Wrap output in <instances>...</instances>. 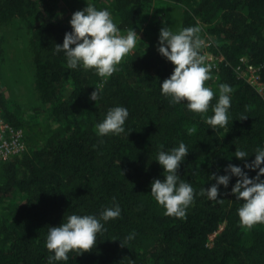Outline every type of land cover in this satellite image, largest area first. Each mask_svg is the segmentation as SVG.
Here are the masks:
<instances>
[{"label":"trees","instance_id":"trees-1","mask_svg":"<svg viewBox=\"0 0 264 264\" xmlns=\"http://www.w3.org/2000/svg\"><path fill=\"white\" fill-rule=\"evenodd\" d=\"M155 1L0 0V32L16 19L29 28L33 88L46 112L39 141L0 163V264H48L47 226L71 212L98 213L113 196L121 215L106 223L90 250L70 252L67 262L56 264H264V223L248 228L240 222L241 201L230 192L237 177L219 186L222 202L196 195L185 218L165 215L149 192L152 179H163L154 160L160 146L185 142L189 152L177 171L199 192L215 182L211 173L224 174L228 163L243 169L244 159L254 158L237 159L236 148L251 153L264 144V94L236 72L244 58L258 68L264 88V0ZM89 2L107 8L121 31L131 26L142 40L107 79L92 69H68L63 53L53 54L71 30L72 12ZM170 6L179 9L177 25L170 23ZM162 22L173 30L199 22L207 39L203 54L222 57L216 66L206 61L211 77L204 83L214 92L213 103L219 83L233 88L228 132L209 128L201 114L161 94L159 83L174 67L156 50ZM4 43L0 34V70ZM94 88L101 90L95 102L89 99ZM117 104L128 109L125 133L97 135L96 123ZM0 109L22 127L20 111L1 89ZM24 133L31 137L28 129ZM129 233L134 238L124 241Z\"/></svg>","mask_w":264,"mask_h":264},{"label":"clouds","instance_id":"clouds-1","mask_svg":"<svg viewBox=\"0 0 264 264\" xmlns=\"http://www.w3.org/2000/svg\"><path fill=\"white\" fill-rule=\"evenodd\" d=\"M68 23L71 30L64 33L61 43L54 44L53 54L62 52L68 69H92L105 79L117 70L122 58L135 49L137 41H142L131 26L122 32L110 11L97 8L92 2L72 12ZM201 31L199 22L178 30L162 22L156 50L174 67L159 83V88L161 94L169 98V103L184 104L187 110L201 114L209 128L215 130L220 127L226 133L229 130L233 88L227 83H219L218 96L212 102L214 92L204 83L211 77V65L206 63V56L202 52L206 41L200 35ZM100 91V88H94L89 99L95 102L100 98ZM209 110L211 114H208ZM127 117V107L120 104L108 107L103 118L95 125L97 135L125 133ZM188 152L183 140L167 150L162 146L157 149L154 160L161 166L163 179H152L149 192L164 208L165 215L185 218L196 195L222 202L223 198H217L219 186L227 188L230 178L235 176L238 179L230 192L236 200L241 201L237 208L240 222L248 228L256 223H264V144L257 146L251 153L244 148L234 151L237 159L254 154L252 160L244 159L243 169L255 170V175L249 176L240 165L228 163L224 166V174L211 173L209 180L215 182L207 188L202 186L199 192L186 179H181L177 171ZM120 215L121 206L113 196L112 202L103 206L98 213L71 212L63 215L59 224L48 225L45 234V247L50 253L47 255L48 264L67 262L70 252L79 255L90 250L96 243L98 233L106 230V223ZM133 238L134 233H129L124 241Z\"/></svg>","mask_w":264,"mask_h":264},{"label":"rangeland","instance_id":"rangeland-1","mask_svg":"<svg viewBox=\"0 0 264 264\" xmlns=\"http://www.w3.org/2000/svg\"><path fill=\"white\" fill-rule=\"evenodd\" d=\"M61 3L64 0H60ZM165 0H156L164 2ZM70 11V8H69ZM154 11L151 10L149 20ZM168 17L171 25H177L180 20L179 9L170 6ZM166 19V18H165ZM29 28L23 21L16 19L1 27L0 34L4 37L5 55L0 70V89L10 101L12 108L15 106L20 111L18 117L22 120L24 130H29L31 137L25 136L27 146L39 141L37 129L44 125L46 112L33 88V67L29 61L27 50V35ZM205 41L207 40L203 36Z\"/></svg>","mask_w":264,"mask_h":264},{"label":"built area","instance_id":"built-area-1","mask_svg":"<svg viewBox=\"0 0 264 264\" xmlns=\"http://www.w3.org/2000/svg\"><path fill=\"white\" fill-rule=\"evenodd\" d=\"M204 55L206 56V61L212 63L213 66H216V62L222 58L221 56L213 55L206 50H204ZM241 61L242 64H239L236 67V72L239 75L246 77V79L253 84L261 94H264L263 83L258 79V68L251 64H246L244 58H242ZM244 64L246 65V68H243ZM26 149L27 143L23 128L8 122L3 117V113L0 109V163L11 156L22 153Z\"/></svg>","mask_w":264,"mask_h":264}]
</instances>
